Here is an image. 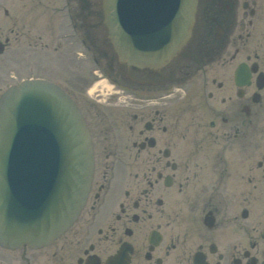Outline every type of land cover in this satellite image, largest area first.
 Here are the masks:
<instances>
[{"label": "flooded vegetation", "instance_id": "flooded-vegetation-1", "mask_svg": "<svg viewBox=\"0 0 264 264\" xmlns=\"http://www.w3.org/2000/svg\"><path fill=\"white\" fill-rule=\"evenodd\" d=\"M32 48L82 113L93 181L66 233L0 264H264V0H199L189 41L131 78L102 0H0V95Z\"/></svg>", "mask_w": 264, "mask_h": 264}, {"label": "water", "instance_id": "water-1", "mask_svg": "<svg viewBox=\"0 0 264 264\" xmlns=\"http://www.w3.org/2000/svg\"><path fill=\"white\" fill-rule=\"evenodd\" d=\"M199 0H103L121 63L160 66L189 40ZM93 156L73 101L45 80H25L0 98V245L40 248L79 216Z\"/></svg>", "mask_w": 264, "mask_h": 264}, {"label": "rangeland", "instance_id": "rangeland-1", "mask_svg": "<svg viewBox=\"0 0 264 264\" xmlns=\"http://www.w3.org/2000/svg\"><path fill=\"white\" fill-rule=\"evenodd\" d=\"M35 22L36 21H34V20L32 21V17L28 16L26 28L30 31L35 32V28L37 26V24H35ZM45 41L47 42V39H45ZM32 56L33 57L35 56V50L33 48L27 51V60L28 61L26 64V72L24 74H26L27 77H30V76L38 77L39 76V77H46L48 79L49 78L55 79V81H56L55 77H53L52 75H49V70L52 69L53 65H54V68H56V64L52 63L53 59L51 58L52 57L51 52L49 50H46V53L42 54L43 64L41 63L40 67L36 63V60L35 61L31 60ZM39 57H40V55H39ZM18 66L19 65L15 64L16 69H18ZM82 66L83 65H81V67ZM0 67H1V71L5 72L4 65L0 63ZM57 68H58V70L63 69L64 71H66L67 69H70L72 71H73V69H76V68H74V66H69L67 64H59ZM42 69H44V70H42ZM60 82L63 84L65 82V78L63 80H60Z\"/></svg>", "mask_w": 264, "mask_h": 264}]
</instances>
